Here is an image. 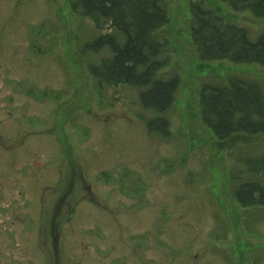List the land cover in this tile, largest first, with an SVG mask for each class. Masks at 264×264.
Returning <instances> with one entry per match:
<instances>
[{
    "label": "rangeland",
    "instance_id": "obj_1",
    "mask_svg": "<svg viewBox=\"0 0 264 264\" xmlns=\"http://www.w3.org/2000/svg\"><path fill=\"white\" fill-rule=\"evenodd\" d=\"M72 1L0 0V10H6L0 13V29L19 20L25 29L14 41H25L28 32L29 55L37 59L31 72L61 91L58 102L45 99L30 111L59 105L62 123L76 116L79 197L83 186H92L106 209L89 203L90 216L121 224L107 243L109 264H121L120 258L143 264L131 253L135 242L139 251H157L158 260L150 264H264V208L242 209L231 197L242 181L264 183L263 175L240 174V159L264 157V135L218 142L201 123L198 105L202 83L225 81L230 74L256 81L264 92V71L256 65L200 62L190 36L189 0H167L169 22L161 33L170 37L171 58L164 72L178 73L180 84L163 114L169 136L150 135L142 120L156 112L140 106L139 89L100 87L88 72L89 62L109 53L85 55L82 45L110 30L98 31L89 19L75 16ZM206 1L243 27L250 40L263 32L264 20L232 13L219 0Z\"/></svg>",
    "mask_w": 264,
    "mask_h": 264
},
{
    "label": "flooded vegetation",
    "instance_id": "obj_2",
    "mask_svg": "<svg viewBox=\"0 0 264 264\" xmlns=\"http://www.w3.org/2000/svg\"><path fill=\"white\" fill-rule=\"evenodd\" d=\"M20 29L19 20L0 29V264H109L107 243L121 224L90 216L89 203L106 209L92 186L79 197L75 114L62 123L59 105L30 111L45 99L58 102L61 91L31 72L37 59L28 32L14 41ZM138 245L131 253L141 263L158 260Z\"/></svg>",
    "mask_w": 264,
    "mask_h": 264
},
{
    "label": "trees",
    "instance_id": "obj_3",
    "mask_svg": "<svg viewBox=\"0 0 264 264\" xmlns=\"http://www.w3.org/2000/svg\"><path fill=\"white\" fill-rule=\"evenodd\" d=\"M232 13H249L264 20V0H219ZM167 0H74L72 13L87 18L101 31L84 43L81 53H109L87 69L100 87L129 86L139 89L140 106L156 116L143 119L150 134L169 136L170 124L163 114L172 107L180 84L178 73L164 72L170 60L171 40L161 33L169 22ZM190 36L200 62L256 65L264 71V30L250 40L246 30L228 22L206 0H189ZM202 83L198 105L201 123L215 140L236 135H264V92L256 81L230 74L225 81ZM240 172L264 176V157L240 159ZM239 174V176H240ZM241 177V176H240ZM242 209L264 208V183L242 181L231 190Z\"/></svg>",
    "mask_w": 264,
    "mask_h": 264
}]
</instances>
